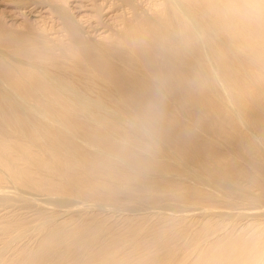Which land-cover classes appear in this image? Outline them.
<instances>
[{
    "label": "bare ground",
    "instance_id": "6f19581e",
    "mask_svg": "<svg viewBox=\"0 0 264 264\" xmlns=\"http://www.w3.org/2000/svg\"><path fill=\"white\" fill-rule=\"evenodd\" d=\"M0 264H264V0H0Z\"/></svg>",
    "mask_w": 264,
    "mask_h": 264
},
{
    "label": "clouds",
    "instance_id": "9594fccd",
    "mask_svg": "<svg viewBox=\"0 0 264 264\" xmlns=\"http://www.w3.org/2000/svg\"><path fill=\"white\" fill-rule=\"evenodd\" d=\"M244 7H245L246 9H248V10H251V11H254V10L256 9V6H255V5H251V4H249V5H244Z\"/></svg>",
    "mask_w": 264,
    "mask_h": 264
}]
</instances>
